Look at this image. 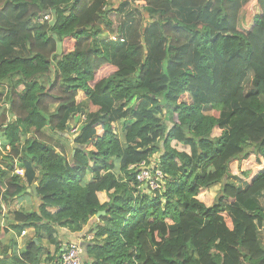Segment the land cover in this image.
<instances>
[{"label": "trees", "instance_id": "trees-1", "mask_svg": "<svg viewBox=\"0 0 264 264\" xmlns=\"http://www.w3.org/2000/svg\"><path fill=\"white\" fill-rule=\"evenodd\" d=\"M249 1L247 30L246 0H131L115 30L126 0H0V202L33 183L40 199L15 211L40 240L20 264H43V232L60 264V230L87 226L83 264H264V168L236 175L264 164V0ZM144 160L160 187L137 180Z\"/></svg>", "mask_w": 264, "mask_h": 264}, {"label": "crops", "instance_id": "crops-1", "mask_svg": "<svg viewBox=\"0 0 264 264\" xmlns=\"http://www.w3.org/2000/svg\"><path fill=\"white\" fill-rule=\"evenodd\" d=\"M184 150L188 151V149L186 148ZM250 159L251 165L253 166L254 157H251ZM255 173L257 172H251L252 175L250 176V178H247L246 182L239 181V178L242 177L237 173L236 175L239 177L237 180L239 182L238 184H241L243 185V187H245L248 183L251 182V179L252 177H254ZM98 196L101 203H104L109 199L108 194L105 191L99 192ZM39 204L40 199L38 198V196H35L32 190L30 191L29 189L27 194H23L15 198L14 200H10L9 202H0V259L2 261L10 264H20L19 260L23 258L21 254H23L27 249V244L30 239H36L40 241L39 238L34 234V227L25 228L27 230V233L25 235H23L22 233L19 234L14 228V224L17 223L15 220L16 210H37ZM261 204L264 206V202ZM50 210L55 212L57 208H50ZM88 229L89 226H87L83 232H80L79 234H73L69 232L68 229L64 228L59 232V239L63 242V244L69 242H85L86 238L84 234L88 231ZM259 231L262 242L264 243V222L259 228ZM41 236V242L45 246V248L43 249V255L41 257V260L43 261L42 263L55 264L54 261H47V255H52L55 252V245L48 242L47 236L44 234V232ZM15 256H17L16 260H14Z\"/></svg>", "mask_w": 264, "mask_h": 264}, {"label": "rangeland", "instance_id": "rangeland-1", "mask_svg": "<svg viewBox=\"0 0 264 264\" xmlns=\"http://www.w3.org/2000/svg\"><path fill=\"white\" fill-rule=\"evenodd\" d=\"M122 2V0H115V8L118 6V4L119 3H121ZM140 4V6H143L142 4H144V2L143 1H140L139 2ZM245 9L243 10V12H242V20H241V24H240V26L244 29V30H247V28H249L250 27V24L252 23V20H254L255 18H256V15H257V13H256V11L259 9L258 8V6L257 5H255L252 1H249V0H246V2H245ZM120 8H122V11L121 12H116V13H114V14H112V19L114 20V29L116 30V27H117V25H118V23H120V21L121 20H123V21H125V20H127V19H129L130 18V16H131V14H132V12H133V10H134V8H133V5H132V2H131V0H126V2H125V4L123 5V6H121ZM106 31L109 33H112L111 31V29H106L105 28V33H106ZM115 32V31H114ZM106 35H107V33H106ZM109 37V36H108ZM111 39V38H110ZM249 79L250 78H247V82L249 81ZM3 89L4 87L3 86H0V89ZM83 102H84V105L86 106V108L85 109H87L88 111L90 110L89 109V102H88V100L86 99V98H84V100H83ZM7 105H8V103H6V107H7ZM54 109V106L52 107V110ZM2 113V111L0 112V114ZM15 117H13V119H14ZM86 118V115L85 114H81V117H77V119H75V121L74 122H72V124H73V126H71V130H70V133H71V135H73V132H72V130L75 128V129H77L78 130V127L80 126V124L84 121V119ZM117 132H119V129H118V127H115L114 128ZM220 133H221V131L218 129V128H215V130H214V134H215V136H217V135H220ZM69 135V134H68ZM75 135V134H74ZM72 137V136H71ZM59 139H61V140H63V138H59ZM59 143H60V141H58ZM2 142L0 141V144H1ZM174 144V146H176L178 149H182V150H184L185 148L186 149H188L189 150V148L188 147H186V146H183V145H181L180 143L178 144L177 142H174L173 143ZM3 152H6V150L3 148ZM254 157V159H255V157L258 159L257 160V164H255L254 166H251V165H249V168L250 169H252L253 170V172H258V171H260V169L262 170V168H264V164H260L261 163V160H259V157L260 156H257L256 154H252L251 155V157ZM239 162V161H238ZM233 163V168H234V170H236V165L238 164L237 163V161H234V162H232ZM244 168H246V167H244ZM20 169V168H19ZM237 171H238V174L242 177V178H239V181H241V182H246V180H247V178H250V176L252 175L250 172H248V174L246 173V175L245 174H243L242 172H241V165H240V167H238L237 168ZM241 179V180H240ZM239 183V182H238ZM220 187H221V184L220 183H218V184H216V185H214V186H211L210 188H208V189H205V191H203L200 195H199V198L204 202V203H206V204H211L212 203V201H213V198L219 193V191H220ZM260 201H261V203H263L264 202V195H262L261 197H260Z\"/></svg>", "mask_w": 264, "mask_h": 264}, {"label": "built area", "instance_id": "built-area-1", "mask_svg": "<svg viewBox=\"0 0 264 264\" xmlns=\"http://www.w3.org/2000/svg\"><path fill=\"white\" fill-rule=\"evenodd\" d=\"M140 1H137L139 3ZM144 2V1H143ZM140 4V3H139ZM143 6L145 5L142 4ZM53 19L51 13H46L38 19L39 22H45L50 21ZM110 38L112 40H118L121 39L124 41V39L120 38V36L115 35L114 33L110 34ZM77 129H73L72 132L76 133ZM130 168H136L137 175L136 178L141 184H145L146 186H150L152 189L158 188L161 185V181L164 177L161 170L156 169L153 170V165L149 164L147 161L141 162L139 165L133 164L130 166ZM17 173L20 175H24L25 172L23 169H17ZM27 233V230L24 229L22 231V234L25 235ZM94 235L89 234L88 239H93ZM63 252L60 254V264H83L82 260V254H83V247L81 242H74V243H65Z\"/></svg>", "mask_w": 264, "mask_h": 264}, {"label": "water", "instance_id": "water-1", "mask_svg": "<svg viewBox=\"0 0 264 264\" xmlns=\"http://www.w3.org/2000/svg\"><path fill=\"white\" fill-rule=\"evenodd\" d=\"M29 190H30V191L32 190V191L34 192L35 196H38V184H37V183H33V184L31 185V187L29 188ZM105 213H106V210H105V211H100V212L96 215V217L93 218V219L91 220V222L97 220L98 218H100L101 215H104ZM81 244H82V247H83V245L85 244V242L83 241V242H81Z\"/></svg>", "mask_w": 264, "mask_h": 264}, {"label": "clouds", "instance_id": "clouds-1", "mask_svg": "<svg viewBox=\"0 0 264 264\" xmlns=\"http://www.w3.org/2000/svg\"><path fill=\"white\" fill-rule=\"evenodd\" d=\"M111 33L109 32V35H110Z\"/></svg>", "mask_w": 264, "mask_h": 264}]
</instances>
